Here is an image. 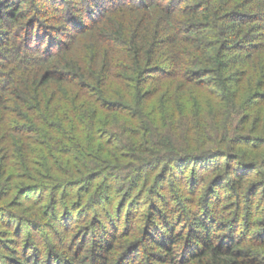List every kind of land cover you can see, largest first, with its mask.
<instances>
[{
  "label": "trees",
  "instance_id": "trees-1",
  "mask_svg": "<svg viewBox=\"0 0 264 264\" xmlns=\"http://www.w3.org/2000/svg\"><path fill=\"white\" fill-rule=\"evenodd\" d=\"M0 264H264V0H0Z\"/></svg>",
  "mask_w": 264,
  "mask_h": 264
}]
</instances>
